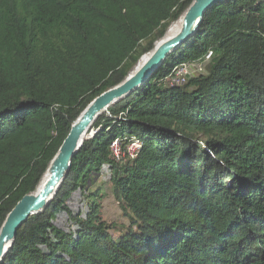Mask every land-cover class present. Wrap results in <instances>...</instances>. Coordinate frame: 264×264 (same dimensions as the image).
Segmentation results:
<instances>
[{
  "label": "trees",
  "instance_id": "1",
  "mask_svg": "<svg viewBox=\"0 0 264 264\" xmlns=\"http://www.w3.org/2000/svg\"><path fill=\"white\" fill-rule=\"evenodd\" d=\"M192 1L0 0V226L85 107ZM206 59L203 74L173 81ZM91 130L0 264H264V0L213 2ZM104 168L126 224L101 217ZM75 192L85 202L77 213L66 205Z\"/></svg>",
  "mask_w": 264,
  "mask_h": 264
},
{
  "label": "water",
  "instance_id": "2",
  "mask_svg": "<svg viewBox=\"0 0 264 264\" xmlns=\"http://www.w3.org/2000/svg\"><path fill=\"white\" fill-rule=\"evenodd\" d=\"M215 1L218 0H193L178 19H181V28L178 34L159 45H156L157 41L153 50L146 54L149 56L140 68L135 70L136 64L119 85L95 97L80 113L71 125L70 131L57 153L49 162L43 174V177L48 176L43 187L37 191V186L34 192L24 195L2 222L0 226V261L12 247L21 226L31 216L41 213L53 199L68 175L72 158L79 152L83 142L92 137L91 128L94 122L103 114H108V109L111 106L133 93L171 52L185 42L196 31L204 12Z\"/></svg>",
  "mask_w": 264,
  "mask_h": 264
},
{
  "label": "rangeland",
  "instance_id": "3",
  "mask_svg": "<svg viewBox=\"0 0 264 264\" xmlns=\"http://www.w3.org/2000/svg\"><path fill=\"white\" fill-rule=\"evenodd\" d=\"M177 22L173 23L171 26H173ZM207 63H208V60L206 59L201 64L199 63L186 64L184 67H181V69H179L175 73L174 81L180 84H185V82H187L189 78L198 76L199 72L203 74L205 72V67ZM103 170H104L103 171L104 174L101 176L100 181L105 183V186H104L105 197L101 201V217L103 220L107 221L108 223L112 222V223H115L116 225L124 224V223L126 224L127 221L124 217H122L119 206L111 193V186L108 182V176H109L108 171L105 168ZM66 205H67V208L70 209L72 212L77 213L81 211L82 209L84 210L85 202L82 199L79 192H75L72 194L70 201ZM57 219H59L58 220L59 222L57 224L61 228L67 229L66 216L63 214H60L57 217ZM61 220H64V221H61Z\"/></svg>",
  "mask_w": 264,
  "mask_h": 264
},
{
  "label": "bare ground",
  "instance_id": "4",
  "mask_svg": "<svg viewBox=\"0 0 264 264\" xmlns=\"http://www.w3.org/2000/svg\"><path fill=\"white\" fill-rule=\"evenodd\" d=\"M180 28H181V19H180L176 24H174L173 26H170V27L168 28L167 33H166L165 37L163 38V40L158 41V42L156 43V45H159V44H161L162 42H164V41H166V40H169V39H171L172 37H174L175 35H177L178 32H179V30H180ZM148 56H149V55H145V56H143V57L138 61L137 65H136V67H135V70H137L138 68L141 67V65L146 61V59H147ZM135 70H134V71H135ZM47 178H48L47 175H45V176L42 178L40 184H39L38 187H37V191L40 190V189L43 187V185H44V183L46 182Z\"/></svg>",
  "mask_w": 264,
  "mask_h": 264
},
{
  "label": "built area",
  "instance_id": "5",
  "mask_svg": "<svg viewBox=\"0 0 264 264\" xmlns=\"http://www.w3.org/2000/svg\"><path fill=\"white\" fill-rule=\"evenodd\" d=\"M184 67V66H183ZM176 73V72H175ZM200 73V72H199ZM173 81H174V79H173ZM176 82V81H175ZM176 83H178V82H176ZM180 84V83H179ZM139 149V144H138V142H132L129 146H128V148H127V154L129 155V156H133L134 154H135V152L137 151ZM110 150H111V153H112V155L118 160V159H120L122 156H123V154H121V152L119 151V144H118V142H117V140L116 141H114L112 144H111V148H110ZM59 219H57L56 220V223H58L59 221H58ZM61 221H64V220H61Z\"/></svg>",
  "mask_w": 264,
  "mask_h": 264
}]
</instances>
